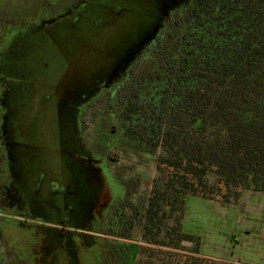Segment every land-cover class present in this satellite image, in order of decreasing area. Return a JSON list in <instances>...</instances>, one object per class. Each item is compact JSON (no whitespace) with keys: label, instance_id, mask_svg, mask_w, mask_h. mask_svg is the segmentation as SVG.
Wrapping results in <instances>:
<instances>
[{"label":"rangeland","instance_id":"374dc122","mask_svg":"<svg viewBox=\"0 0 264 264\" xmlns=\"http://www.w3.org/2000/svg\"><path fill=\"white\" fill-rule=\"evenodd\" d=\"M186 2L0 0V91L13 181L1 205L33 222L16 232L17 248L28 259L27 249L42 244V255L59 261L60 245L69 234L62 229L100 224L89 220L99 209V182L89 171L96 159L110 184L116 173L126 186L125 193L122 184L116 185L115 196L125 194L124 215L133 218V229L129 238L93 235L125 243L128 264H264V191L246 189L239 202L231 198L227 203L191 195L183 210L165 219L186 236L160 234L177 244H150L143 236L153 182L162 176L157 160L164 151L151 154L132 144L119 112L118 94L123 93L113 83L123 78L161 18ZM105 83L113 85L100 93ZM114 97L119 105L110 103ZM206 179L214 184L218 177L209 173ZM109 183L104 179V185ZM9 217L0 214L1 227L5 222L9 227L3 221ZM87 243L80 245L85 260L90 251L100 252V244ZM12 259L0 236V264H12Z\"/></svg>","mask_w":264,"mask_h":264},{"label":"trees","instance_id":"16d2710c","mask_svg":"<svg viewBox=\"0 0 264 264\" xmlns=\"http://www.w3.org/2000/svg\"><path fill=\"white\" fill-rule=\"evenodd\" d=\"M153 37L115 84L123 93L119 112L129 140L151 154L164 151L157 160L162 176L153 182L140 220L143 236L172 246L177 243L161 239L162 232L186 234L165 219L183 210L189 196L227 203L239 202L246 189L264 191V0H187ZM3 93L1 208L2 193L13 183ZM119 98L110 103L119 105ZM209 173L217 175L216 183L209 184ZM120 218L121 229L111 230L129 238L133 218ZM107 242L109 263L128 264L127 245Z\"/></svg>","mask_w":264,"mask_h":264},{"label":"flooded vegetation","instance_id":"af4514ba","mask_svg":"<svg viewBox=\"0 0 264 264\" xmlns=\"http://www.w3.org/2000/svg\"><path fill=\"white\" fill-rule=\"evenodd\" d=\"M170 17V16H169ZM167 16H163L161 18V21L167 19ZM154 35L151 36L149 42H151L153 40ZM148 42V43H149ZM147 44V42H146ZM142 45L138 51L136 52V54L134 55V58L136 57L137 54H139L145 47V45ZM133 58V60H134ZM132 60V61H133ZM115 84V83H113ZM113 84H106L103 85V88L99 91L100 93L107 89L106 87L113 85ZM97 96V95H96ZM92 100V98H90L87 103H85L84 105H88L90 103V101ZM85 161V160H84ZM81 165V164H80ZM89 168H90V172L93 175V177L95 178L94 180H96L97 182H99V197L97 199L96 202H98V206L99 209L97 211H95L92 214V217L89 218L90 221H95L97 220L100 224L97 226H94L93 228H77L74 229L73 227H71L72 229H62L65 233L68 232L67 236V240L62 243L61 249L63 250L62 256L59 261H56V259H52V260H48L46 259L45 256L42 255L43 253V245L41 244V246L38 248L35 245L33 247H31L30 249H27V255L29 253V259L27 258V256L24 255V250L18 249L17 248V241L20 238V235H17L16 232H19V227L25 225V224H31L33 222L27 220V219H22V218H17L19 217L18 215H11L8 213H4L2 212L3 209L5 208H1L0 207V214H6L9 219H4L3 221H7L8 223H10L9 227H5L3 223L2 227L0 226V236L1 239L4 241V243L7 245V252L9 253H13V259H12V264H110V260L109 258H106V250H105V246H107L106 242L109 240H103V241H99L100 238H97V235H93V233L95 234H102V235H109V234H113V231L115 230H111V229H121L120 227V222H121V218L120 215L123 213L124 214V207L122 205V203L124 202V195H122L121 197L115 196L117 195L116 192L118 193L119 191V187H121L120 185H123V182H121L118 177L117 174L115 173V177L114 182L111 181V184L109 183L110 181L107 180L106 176L107 174L104 172V167L102 166L101 162L98 160H93L91 164H89ZM106 168V167H105ZM104 179L109 183L106 185H104ZM116 185H118L119 187H117L116 189ZM124 186V190L126 193V186ZM112 191H114V194H112ZM115 196V197H114ZM96 197L91 196L92 201L95 199ZM113 198H115V200H113ZM12 218V219H10ZM87 229L90 230L92 233L89 234L87 232ZM133 229V226L130 228ZM60 230V229H59ZM120 231V230H119ZM77 236L79 237V239H77L78 242H74L71 240V237L73 236ZM115 237H117L115 234H113ZM22 238V237H21ZM26 238V237H23ZM122 238V237H121ZM86 239V240H85ZM92 243V244H100V252L96 255V253L91 251L88 253L90 254V256H87L88 259H84L81 256V247L80 245H86L88 244L87 242ZM80 242V244H79ZM108 243V242H107ZM90 246V245H89ZM46 249V248H45ZM91 250V248H90ZM33 256H37V257H33ZM33 257V258H32ZM42 257L44 259H42ZM41 260V261H40ZM101 260H103L101 262ZM119 261V260H118ZM117 260L113 261V263L111 264H118ZM125 261H127L125 259ZM118 262V263H117ZM128 263V261H127Z\"/></svg>","mask_w":264,"mask_h":264}]
</instances>
